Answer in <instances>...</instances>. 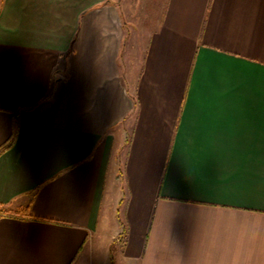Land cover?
<instances>
[{
  "label": "crops",
  "instance_id": "0c3cea01",
  "mask_svg": "<svg viewBox=\"0 0 264 264\" xmlns=\"http://www.w3.org/2000/svg\"><path fill=\"white\" fill-rule=\"evenodd\" d=\"M13 49L62 67L0 107V264H264V0H0Z\"/></svg>",
  "mask_w": 264,
  "mask_h": 264
},
{
  "label": "rangeland",
  "instance_id": "374dc122",
  "mask_svg": "<svg viewBox=\"0 0 264 264\" xmlns=\"http://www.w3.org/2000/svg\"><path fill=\"white\" fill-rule=\"evenodd\" d=\"M62 59L34 50L0 51V107L16 109L46 97L60 76Z\"/></svg>",
  "mask_w": 264,
  "mask_h": 264
},
{
  "label": "trees",
  "instance_id": "16d2710c",
  "mask_svg": "<svg viewBox=\"0 0 264 264\" xmlns=\"http://www.w3.org/2000/svg\"><path fill=\"white\" fill-rule=\"evenodd\" d=\"M15 137H16V126H14L13 132L10 138L8 139V141L4 143L2 146H0V154L5 150L9 149L13 145Z\"/></svg>",
  "mask_w": 264,
  "mask_h": 264
}]
</instances>
